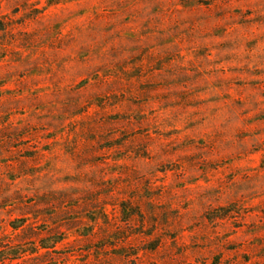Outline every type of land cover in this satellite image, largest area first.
Instances as JSON below:
<instances>
[{"label": "rangeland", "instance_id": "obj_1", "mask_svg": "<svg viewBox=\"0 0 264 264\" xmlns=\"http://www.w3.org/2000/svg\"><path fill=\"white\" fill-rule=\"evenodd\" d=\"M0 264H264V0H0Z\"/></svg>", "mask_w": 264, "mask_h": 264}]
</instances>
